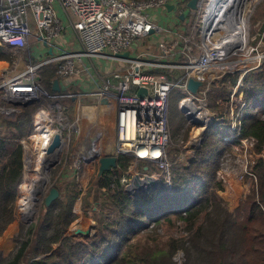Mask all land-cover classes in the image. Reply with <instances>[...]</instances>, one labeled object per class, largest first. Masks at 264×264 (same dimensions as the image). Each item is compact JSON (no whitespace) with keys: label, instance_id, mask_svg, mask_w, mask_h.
Segmentation results:
<instances>
[{"label":"built area","instance_id":"1","mask_svg":"<svg viewBox=\"0 0 264 264\" xmlns=\"http://www.w3.org/2000/svg\"><path fill=\"white\" fill-rule=\"evenodd\" d=\"M189 1L0 0V48L14 59L12 63L0 62V117L14 120L23 107L42 104L32 116L28 137L12 140L24 148V176L32 171L34 153L38 148L48 150L56 135H61L62 147L70 143L72 137L65 136L64 131L74 124H68L66 103L85 99L94 101L97 106L99 117L93 129L100 121L106 122L109 116L115 115L116 142L113 149L106 152L107 156L130 155L136 163L148 162L157 167L166 185L171 186L168 116L172 92L184 93L181 110H188V114L197 118L199 110L194 114L185 103L196 105L197 101L201 103L198 108H205L213 84L239 73L234 99L249 71L262 68L263 61L259 58L264 57L250 46L249 25L246 47L229 41L225 34L216 37L215 30L206 21L210 5L205 9L206 0H201L199 10L192 11L188 8ZM167 5H175L168 13L173 21H181L182 15L185 19L181 22H186L189 15L200 19L192 28L191 38L175 36L171 41L162 38L166 33L162 22L167 18L164 12ZM191 23L194 24V18ZM199 34L201 40L197 43L194 38ZM142 41L147 43L144 48ZM150 43L153 46L148 45ZM127 52L130 53L128 58L117 57ZM252 54L255 56L250 57ZM233 55L245 57L229 62ZM49 66L56 67L57 78L52 84L59 81V92L49 90L41 81L42 69ZM226 66L230 68L227 70ZM163 69L182 71L184 76L172 81L164 73H154ZM76 76L83 77L92 89L63 90L62 83ZM190 78L205 82L197 95L187 90ZM140 89H146L147 94L138 96ZM202 100L206 105L203 106ZM239 102L238 111L231 113L236 131L247 107L242 94ZM2 128L0 125V139H3ZM93 136L82 142L75 153L73 168L77 182L81 163L93 145L91 142L95 145L100 137L99 144L104 141L102 134ZM241 142L246 144L245 140ZM134 175L135 172H129L120 179L126 189ZM81 190L83 193L84 189Z\"/></svg>","mask_w":264,"mask_h":264},{"label":"trees","instance_id":"2","mask_svg":"<svg viewBox=\"0 0 264 264\" xmlns=\"http://www.w3.org/2000/svg\"><path fill=\"white\" fill-rule=\"evenodd\" d=\"M0 60L12 63L14 59L0 49ZM154 73H164L172 81L184 76L182 71L164 69ZM56 78L55 66L42 69L41 81L49 90ZM238 80L239 74H231L211 87L208 101L216 112L214 130L201 146L192 148L189 162L178 160V145L170 148L171 186L162 180L157 190L144 196L129 194L120 179L129 173L135 158L120 156L115 170L94 181L98 194L105 198L94 234L88 238L68 234L77 218L75 203L82 190L76 183H68L64 190L56 186L60 198L50 207L43 204L30 225L20 224L15 248L7 256L0 254V264H177L174 256L179 251L184 253V264H264V69L246 76L232 99ZM241 94L247 107L238 132L231 113L238 111ZM184 97L182 91L174 90L170 106L177 110ZM40 105L23 107L14 120L0 117L4 127L0 239L17 222L18 188L25 168L24 148L12 140L25 138ZM244 139L254 141L258 154L250 169L257 185L239 209L231 212L219 195L224 187L217 173L234 145L241 146ZM168 228H176L177 233H165Z\"/></svg>","mask_w":264,"mask_h":264},{"label":"rangeland","instance_id":"3","mask_svg":"<svg viewBox=\"0 0 264 264\" xmlns=\"http://www.w3.org/2000/svg\"><path fill=\"white\" fill-rule=\"evenodd\" d=\"M204 4L206 5L205 6L206 9L208 5L211 4V0H206ZM245 17L247 18L249 25L248 32L250 33L249 35L251 39L250 46L257 48L258 53L264 55V0H251L250 9L246 12ZM193 18H194V24L192 25L191 20ZM237 18H235V20ZM181 21L178 20L177 22L176 19L175 21H173L172 15H167L166 20L162 22V26L165 29L164 32H166L163 36L165 35L168 36V38H164V40L171 41L173 39H176L175 36L180 39L191 38V34L193 31L192 28L196 23L200 22V19L197 16L189 15L186 22H181ZM225 33L228 32L221 31V34H225ZM199 40H201L200 34L196 35L194 38V41H196L197 43H199ZM141 43L143 44V48L147 46L146 41H142ZM148 45L153 46V43H150ZM238 55H233L229 59V62L233 63L238 61L239 58L245 57L243 55H241L243 57H239ZM254 56L255 55L252 54L250 57H254ZM261 58L264 57H260L259 59ZM262 63L263 66L262 68H260V70H250L246 76L253 75L263 71L264 59ZM233 65L230 66L234 68ZM229 68H230L229 66H226L227 70ZM76 77H73V79ZM86 101H92V100H86ZM221 101L222 100H218L217 104H222ZM207 102H208L207 106L205 108H202L199 113L200 114L208 113L209 121L211 120L212 122L215 121L216 119V112L214 113V111L210 109L208 96H207ZM200 104H201L200 102L196 101L197 107H200ZM67 105H69V103H67L66 106ZM79 117L81 120H79ZM85 121L86 120L82 115L79 114L75 115V113L69 114L68 124L70 122V124H74V127H71L64 132H66L65 136L71 135L72 137L71 141L70 143H66V145L62 147V149L60 150V155L58 156L56 164L49 167L48 170L49 173H47L49 174L48 175L49 181L45 189L46 192L43 194L41 201L38 202L39 205L35 209V213H33L32 216H29V218H25L21 210V202H22L21 200L23 196L21 188L24 184L33 183V180L36 179L37 176H39L34 171V169L36 168V161H34V164L31 169L32 171H29V174L26 176H24L23 174V180L18 188V201L16 204L17 222L13 223L9 227V229L5 232L3 237L0 239V254H2L3 256H7L15 248L16 244L14 239L19 231L20 224L24 222V224L30 225L33 221L36 220L41 210V207L44 204V198L47 195V192L52 187L57 186L61 190H64L67 187L68 183L70 184L76 183L77 185H79L80 189H84L80 198L75 203L74 213L76 214L77 217L76 220L78 219V217L82 216V219H84V221L91 222V225L93 226L92 234H94V232L96 231L95 228L98 225V218L101 217L100 210L103 209L104 207L102 205L105 203L103 202L105 198L98 194L95 187L94 181H96L99 171V169L96 166L97 162L95 160L96 157H98L99 155H105L107 151L113 149L117 124L114 114L112 116H109L106 122L100 121L99 126L94 129L92 128L94 125L92 126L90 125L89 121L86 122ZM169 122H170V129L172 134L173 131L174 133H176V131L179 130L180 128V131L177 133L179 135L176 137V139L172 140L173 136L171 137V144L169 150L170 148L172 149V147L174 148L175 146L178 145L180 147V151H179L180 153L177 158L179 161H183L184 163H187L189 162V159L193 155L192 148H188L187 145H189L192 142L191 141L192 137L195 138L200 136L201 132L205 127V124L202 126L197 124H192L188 120L187 115L183 114L180 108V103L178 104L177 110L174 107L170 106L168 123ZM30 131L25 136L26 138L28 137ZM95 133L102 134V137H104V141L100 145L99 140H101V137L97 139V143H95L94 147L91 148L90 151L88 152L89 156L87 158H89L90 161L87 158L83 159L81 163V170L79 171L78 174L80 175V181L77 182L76 178L73 177L74 175L73 162L75 161V157H74L75 153L80 148L82 142L84 143L85 140H89L90 138H93L94 137L93 134ZM244 140L246 141V144H242L241 146L234 145V147L229 152L228 156L224 158L221 164V168L217 173L218 179L222 181L224 187L223 191L219 192V195L225 201V203L228 206V209L231 212H236V210L239 209L241 202L257 185V180H254L256 175L252 173L250 169L255 164V161H257L258 154H256L255 152L254 141L249 139H244ZM24 159H25V155H24ZM91 161H93V164ZM143 167L144 166L141 164L137 165V171L141 174L143 172ZM137 171H135V174H137ZM66 172H70V173H66ZM149 172L150 173L148 174L146 173V175L153 176L155 177V179L157 178V181L161 185V181L163 180V178L160 176L157 167L156 169L154 168ZM248 173H251V176ZM240 191L242 192V195L238 196L236 199L238 200L237 206H234V203L231 204V201L228 202L221 196L222 193L228 192L231 198L234 199L233 196L234 193L236 192L237 194H239ZM144 195L145 193H143V195L141 196ZM85 207H86V211L84 210ZM96 212L99 214H96ZM84 227H85V223H73L68 230V234L74 235L75 237H83L82 235H76L74 231ZM164 232L165 233L167 232L168 234H174L177 233V229L168 228V229H164ZM174 261L177 264H184V253L182 251L176 253L174 256Z\"/></svg>","mask_w":264,"mask_h":264},{"label":"bare ground","instance_id":"4","mask_svg":"<svg viewBox=\"0 0 264 264\" xmlns=\"http://www.w3.org/2000/svg\"><path fill=\"white\" fill-rule=\"evenodd\" d=\"M250 4H251V0H214V1L211 0V4L209 6V11L207 14V20H206L207 24L211 29L213 28L215 30L216 37L220 38L221 31L228 32L225 34L226 37H229L230 39L229 41L234 43H240L244 45V47H246V39H248L247 38L248 20L245 17V14L250 9ZM235 18L237 19L235 20ZM226 47H228L227 44ZM202 101H203L202 103L203 106L206 105L204 100ZM185 106L190 111L198 109L200 112L201 109L198 108L192 102L185 103ZM97 114L93 113L91 116H89L90 125L95 126V124L97 123V119L99 117V115ZM196 119L200 122L205 123V125L211 122V120L209 121L208 113L206 114L199 113ZM213 122L214 121H212L211 124ZM208 127H210V124L208 125ZM213 127H211L210 129V134L214 130ZM91 145L92 147L94 146L93 141L91 142ZM46 150L47 149L45 148H40V149L38 148V150L34 153V158L36 157L35 159L36 168L34 169V171L39 176H37L36 179L33 180V183L24 184L21 188V191L23 192V196L21 200L22 201L21 210L25 218H28L35 212V209L39 205L38 200L41 201L43 194L46 192L45 184H48L49 181V177L47 174L48 167L51 166V164L49 165V163L53 161V156L49 157L46 154ZM28 164L30 166V163Z\"/></svg>","mask_w":264,"mask_h":264},{"label":"water","instance_id":"5","mask_svg":"<svg viewBox=\"0 0 264 264\" xmlns=\"http://www.w3.org/2000/svg\"><path fill=\"white\" fill-rule=\"evenodd\" d=\"M200 1L201 0H190L188 2V8L192 11L199 10L200 7ZM175 8V5H167L166 9L168 12H172ZM181 20L185 19V16H180ZM49 53L52 54V49L49 50ZM130 56V53H125L123 55H118V58H128ZM224 80V78H223ZM222 80V81H223ZM205 86L204 81H198L194 78H190L187 83V90L193 94L197 95L200 92V89ZM53 90L56 92H59L61 90L59 81H55ZM147 94L146 89H140L138 91V96H144ZM184 114L187 115L188 120L192 124L197 125H204L205 123L198 121L192 114H188V110H182ZM198 112V109L194 110V114ZM215 122V121H214ZM214 122L210 125V127H205L202 131L201 137L199 142L193 143L192 146L199 145L201 146L207 137L210 135V129L213 127ZM62 147V139L61 135H56L52 144L47 150V155L49 157L53 156V161L49 163L54 165L57 162L58 156L60 155V150ZM118 167V157L116 156H103L99 159V171H98V177L103 176L105 173L111 172L112 170H115ZM49 170V167H48ZM156 180V181H155ZM48 184H45L47 186ZM160 187V183L155 179L153 176L147 175L142 177L140 174H135L132 178L131 184L127 187V192L131 195H134L136 197H139L138 191H145L146 193H150L152 191L157 190ZM60 198V191L56 187H52L48 192L47 195L44 198V204L46 207H50L55 201H57ZM35 213V212H34ZM33 215V214H32ZM31 215V216H32ZM29 218V217H28ZM93 232V226L91 225V222L85 223V227L78 229L74 231L76 235H82L86 238L90 237Z\"/></svg>","mask_w":264,"mask_h":264},{"label":"crops","instance_id":"6","mask_svg":"<svg viewBox=\"0 0 264 264\" xmlns=\"http://www.w3.org/2000/svg\"><path fill=\"white\" fill-rule=\"evenodd\" d=\"M165 12V16H167L168 15V13H170V12H168L167 11V9H166V11H164ZM187 12H190V10H188ZM183 21V20H182ZM163 39L164 38H168V36L167 35H165V36H163L162 37ZM1 49V48H0ZM2 50V49H1ZM3 51V50H2ZM5 53V52H4ZM8 60H0V62H7ZM8 62H10V61H8ZM13 62V61H12ZM63 85H62V89L63 90H70V91H74V90H85V89H92V87H90V84H89V82H87V81H85V79L83 78V77H80V76H77L76 78H72V80L70 81V82H63L62 83ZM67 104V103H66ZM96 103L94 102V101H86L85 99H78V100H74V101H70L69 102V105H67V108H68V111H69V114L70 113H75V115H77V114H79V115H82V116H84V119L86 120V121H89V123H90V117L89 116H91L93 113L95 114L96 113ZM184 114V113H183ZM79 120H81L80 119V117H79ZM85 121V122H86ZM79 125H80V123H79ZM214 128V127H213ZM169 131H170V138L173 136V134H174V131H173V134L171 133V129H170V122H169ZM180 131V128H179V130H178V132ZM1 133H4V127L1 129ZM201 134H202V132H201ZM201 134H200V136H198V137H192V142L193 141H195L196 139H198V138H200L201 137ZM179 134H177V136H178ZM173 139L172 140H174V137H172ZM176 139V138H175ZM116 142V135H115V138H114V143ZM192 142L189 144V145H187V147L188 148H193V147H195V146H192ZM89 156V154H87L85 157H84V159H86L87 157ZM103 156H105V155H99L98 157H96V162H97V168L99 169V159L101 158V157H103ZM88 160H89V158H87ZM90 161V160H89ZM94 161V162H95ZM92 162V164H93V161H91ZM90 163V162H89ZM139 164H141V165H143L144 167H143V172H142V174L141 173H139L138 171H137V165H139ZM152 164H150V163H148V162H138V163H136V161H134V163H133V165H132V167L130 168V171L129 172H131V173H134L135 171H137V173L138 174H140L142 177L143 176H145L146 175V173L148 174V173H150L149 171L150 170H152ZM66 173H70V172H66ZM73 177H74V175H73ZM156 181V180H155ZM139 193H138V195H139V197H141V195H143V193H146L145 191H138ZM22 195H23V192H22ZM242 195V192L240 191L239 192V194H237L236 192L234 193V199H232L231 198V196H230V194L228 193V192H225V193H222L221 194V196L225 199V200H227L228 202L229 201H231V204L232 203H234V206H237V204H238V200H236L237 199V197L238 196H241ZM38 201H40V200H38ZM87 222H90V221H84V219H82V216H80V217H78V219L74 222V223H87Z\"/></svg>","mask_w":264,"mask_h":264}]
</instances>
